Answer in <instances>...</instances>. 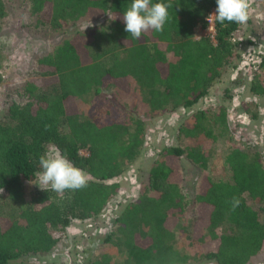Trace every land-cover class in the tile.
<instances>
[{"label":"trees","instance_id":"trees-1","mask_svg":"<svg viewBox=\"0 0 264 264\" xmlns=\"http://www.w3.org/2000/svg\"><path fill=\"white\" fill-rule=\"evenodd\" d=\"M23 1L35 28L62 31L86 19L100 23L105 32L99 43L87 44V37L96 34L92 26L87 35L77 33L52 54L37 56L30 78L18 87L16 99L6 104L9 124L0 120V199L25 206L16 218L0 215V264L49 253L72 222L97 217L117 195L119 185L114 179L140 154L145 125L138 117L128 116L103 90L126 93L131 80L151 113L189 108L232 65L238 45L239 24L233 22L212 21L211 37H194L196 28H207L216 0H163L172 5L163 31L149 30L139 40L124 30L122 19L132 0ZM4 16L0 0V20ZM256 57L248 92L264 96V53ZM224 93L230 96L229 90ZM82 98H87V107L81 115L77 100ZM214 127L219 135L227 130L224 108L210 115L204 110L194 113L191 121L178 127L176 137L183 140L203 134L214 139ZM48 148H58L87 172V187L63 194L36 187L25 201L24 182L34 180L40 170L39 157ZM182 158L206 168L198 148L163 147L138 195L114 218L128 263L187 264L192 259L251 264L264 254L263 158L245 140L234 139L224 157L229 179L200 176L193 197L197 220L185 234L188 256L173 246V229L186 209ZM234 200L239 201L238 207ZM86 264L113 263L102 256Z\"/></svg>","mask_w":264,"mask_h":264},{"label":"rangeland","instance_id":"rangeland-1","mask_svg":"<svg viewBox=\"0 0 264 264\" xmlns=\"http://www.w3.org/2000/svg\"><path fill=\"white\" fill-rule=\"evenodd\" d=\"M5 16L0 20V120H5V107L9 100L16 99L18 87L33 72L34 59L39 55L52 54L55 49L71 36L89 33L90 22L86 19L69 24L64 30L33 27V18L28 14V4L23 0H2ZM248 20L239 24L235 33L238 41L236 57L232 65L226 68L220 79L209 89L207 95L189 108H178L171 112L151 113L148 111L137 85L130 80V90L121 92L114 88L103 90V95L114 104L123 108L130 117H138L145 125V143L138 157L124 167L122 174L114 179L119 190L114 199L97 217L84 221L72 222L65 231L64 239L45 255L28 256L14 264H86L89 260L102 256L113 264H129L121 239L115 232L114 218L124 206L133 200L146 181V173L160 150L166 146H179L184 149L198 148L205 156V169L182 158L181 174L182 193L186 199L183 217L173 229L174 249L181 255L188 256L185 234L190 232L197 220L193 197L197 193L200 176L205 173L212 180H228L229 173L224 164V157L235 140H245L252 150L259 152L264 160V96H252L248 92L251 71L256 64L257 55L264 53V3L262 0H248ZM100 22V21H99ZM94 26V36L87 37V44L100 42L105 27L98 22ZM91 26V27H92ZM88 27V28H87ZM86 28V29H85ZM103 28V29H101ZM194 37L209 35L207 29L194 30ZM198 36V37H197ZM22 51L15 56L14 50ZM32 78V77H31ZM229 90L230 96L224 93ZM79 114H84L87 98L77 100ZM224 108L227 130L219 135L217 128L212 129L214 139L198 134L194 138L179 140L176 137L178 127L191 121V116L204 110L215 114ZM54 149L48 148V151ZM47 151V152H48ZM81 155H86L84 151ZM24 182V200L29 192L38 187ZM0 199V215L16 218L25 204L11 205ZM197 231V226L195 227ZM187 264H214L211 261L195 262L189 259ZM251 264H264V254L257 256Z\"/></svg>","mask_w":264,"mask_h":264},{"label":"clouds","instance_id":"clouds-1","mask_svg":"<svg viewBox=\"0 0 264 264\" xmlns=\"http://www.w3.org/2000/svg\"><path fill=\"white\" fill-rule=\"evenodd\" d=\"M216 5L215 13L207 17L208 22L223 24L227 21L244 24L249 18L248 0H216ZM171 7L170 3L163 0L155 3L153 0H132L122 17L124 30L135 40H139L142 34L149 30L163 31ZM108 17L111 18L109 15ZM90 25L92 26L91 21ZM39 166L40 170L34 173V179L42 191L50 189L63 194L66 190L76 191L85 188L89 182V174L77 168L58 148L41 155ZM29 183L37 186L32 180ZM0 193H3V188L0 189ZM238 205L239 201L234 200V207Z\"/></svg>","mask_w":264,"mask_h":264},{"label":"built area","instance_id":"built-area-1","mask_svg":"<svg viewBox=\"0 0 264 264\" xmlns=\"http://www.w3.org/2000/svg\"><path fill=\"white\" fill-rule=\"evenodd\" d=\"M210 14H213V11L210 13ZM206 22H207V30L209 32V36L211 37L212 36V33H213V27H212V21L208 22V20L206 19ZM13 54L15 56H19L20 54H22V51H18L17 49L13 51Z\"/></svg>","mask_w":264,"mask_h":264}]
</instances>
